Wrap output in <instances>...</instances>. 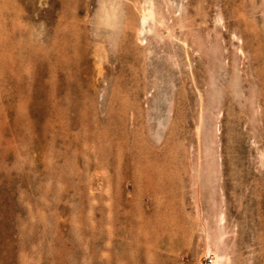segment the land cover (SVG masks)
Segmentation results:
<instances>
[{
    "label": "rangeland",
    "instance_id": "1",
    "mask_svg": "<svg viewBox=\"0 0 264 264\" xmlns=\"http://www.w3.org/2000/svg\"><path fill=\"white\" fill-rule=\"evenodd\" d=\"M3 62L0 264H264V0H0Z\"/></svg>",
    "mask_w": 264,
    "mask_h": 264
},
{
    "label": "bare ground",
    "instance_id": "2",
    "mask_svg": "<svg viewBox=\"0 0 264 264\" xmlns=\"http://www.w3.org/2000/svg\"><path fill=\"white\" fill-rule=\"evenodd\" d=\"M51 52H53V51H51ZM53 54H55V53H53ZM49 57H51V55L49 56ZM216 58V57H215ZM53 60H54V57H53ZM219 60V59H218ZM217 60V61H218ZM216 61V62H217ZM219 61H221V60H219ZM3 65H2V67H1V75H0V77L2 76V78H0V81H1V83H0V85L2 84V85H8L9 83L11 84V87L12 88H16V87H14L15 86V82H13L9 77H7L6 76V67H5V64H4V62L2 63ZM221 64V63H220ZM55 65V64H54ZM54 65H53V61L51 60L50 62H49V69H48V72H46V74L48 75V76H50V79H52L53 77H54ZM58 67V66H57ZM47 68V67H46ZM57 69V68H56ZM233 70V69H232ZM56 72V71H55ZM47 76V77H48ZM62 76V75H61ZM58 77H59V75H58ZM63 77V76H62ZM210 77H211V75H210ZM64 78V77H63ZM238 77L237 76H235V79H234V89H233V94H235V98L236 97H239V91H238V89H237V85H238V79H237ZM209 79H211V78H209ZM53 80V79H52ZM202 80V79H201ZM208 80V79H207ZM213 80H214V78H213ZM223 80H225V79H223ZM59 81H60V84H62L61 82L63 81L62 80V78L60 77L59 78ZM199 81V80H198ZM211 81V80H210ZM9 82V83H8ZM208 82V81H207ZM204 83V82H203ZM195 84V83H194ZM193 84V85H194ZM4 85V86H5ZM197 85V84H196ZM210 85V84H209ZM3 86V87H4ZM49 86L50 87H52L51 86V84H49ZM0 87H2V86H0ZM195 87V86H194ZM193 87V88H194ZM11 88V89H12ZM3 88H1V90H2ZM6 89L7 90H9L10 88H8L7 86H6ZM196 89V88H195ZM4 90V89H3ZM11 91V90H10ZM58 91V90H57ZM198 91H199V89H198ZM202 91V90H201ZM200 91V92H201ZM203 92H204V90H203ZM3 94L5 93L6 94V91H4V92H2ZM12 93V92H11ZM61 93H62V91H61ZM197 93V92H196ZM2 94V95H3ZM5 94H4V96H2V97H5ZM13 94H15L14 92H13ZM200 94V93H199ZM49 95V94H48ZM57 95V94H56ZM197 95V98H195L196 100H195V102H197V99L201 96H199L198 97V94H196ZM196 95H195V97H196ZM11 96H12V94H11ZM209 96V95H208ZM58 98V97H57ZM54 100V99H53ZM169 101V100H168ZM59 103H60V101H58ZM52 103V102H51ZM168 103V102H167ZM175 103V102H174ZM63 104V103H62ZM62 104H57L58 106L59 105H62ZM197 104V103H196ZM200 106H201V109H200V112H199V116H198V111H199V108L197 109L198 111L196 112V114H197V116L198 117H196V118H199V122H198V128L199 129H202L203 130V133H204V139L205 140H203V141H205L204 142V152H203V154L205 155V158L207 159V160H209V161H212L213 162V160L211 159L212 157H213V145H214V143H215V141H214V139H213V137H214V134H215V132H217L216 130V126H215V120H216V118H217V116H218V114L217 113H219L218 111H219V109H220V106H221V104H222V94H221V90H215L214 89V91H213V94L211 95V98H210V101H209V108H210V112H211V118H212V120L210 119V117H208L210 120H211V122H209L208 121V118H207V116H205V109H204V105H203V100L202 99H200ZM172 105V104H171ZM55 108V107H54ZM53 108V109H54ZM196 108H197V106H196ZM53 109H49L48 111H49V116L51 117L52 116V114H53ZM166 116V115H165ZM209 116V115H208ZM219 119H220V117H219ZM197 120V119H196ZM216 121H218V119L216 120ZM166 123H167V120H166V118L164 119V121H159V122H157V125H156V127H154V141H153V143H158L159 144V142L161 141V139H162V134H161V132H162V130L164 129V127H165V125H166ZM132 126H133V129H132V131L130 132V131H127L126 129H123V131L124 132H122V134H123V136L125 137V139L126 138H128V139H130V143H129V148L127 149V152H128V158H127V162H126V165L130 168L131 166H134V156H133V154L137 151L136 149H135V145L133 144L134 143V140H135V131H134V122L132 121ZM216 124H217V122H216ZM197 125V124H196ZM197 127V126H196ZM219 130V129H218ZM198 132H200L199 130H198ZM120 134H121V132H120ZM217 134V133H216ZM211 135L213 136V137H211ZM199 136V135H198ZM197 136V137H198ZM127 140V139H126ZM202 140V139H201ZM199 141V140H198ZM202 143V142H201ZM217 143H218V140H217ZM165 145H166V143H165ZM165 145H164V140L160 143V149H145V153H147V154H149V156L150 157H152V161L151 162H148L147 163V161L145 162V164L142 166V168H143V170H145V172H150L151 170L153 171V166H163V164H164V162H163V159L161 158L162 156H163V154L165 153V150H164V147H165ZM216 146V145H215ZM216 148V147H215ZM200 149V148H199ZM203 149V148H202ZM129 150V151H128ZM144 151V150H143ZM198 152V151H197ZM216 153V152H215ZM144 154V153H143ZM199 155V154H198ZM217 155V154H216ZM198 159H200L199 157H198ZM143 161V160H142ZM205 161V160H204ZM217 161V160H216ZM144 163V162H143ZM216 163V162H215ZM133 164V165H132ZM142 164V163H141ZM198 164V163H197ZM198 167H200V166H198ZM198 167H197V169H198ZM204 169V168H203ZM163 170V169H162ZM161 171V170H160ZM203 171V170H202ZM155 172V171H154ZM196 172V171H195ZM210 172V171H209ZM212 172H213V170H212ZM151 173V172H150ZM197 173V172H196ZM198 173H199V171H198ZM151 175V174H150ZM195 175H198V174H195ZM205 176V175H204ZM153 177V176H152ZM212 205H215V201H213V204ZM220 209V208H219ZM222 211V210H221ZM222 213V212H221ZM220 213V211H218V212H215L214 214H213V219H214V227H215V231H216V238H215V242L218 244V246L220 247V246H222L223 247V244H224V224H223V222H224V218H223V216H222V214ZM226 239V238H225ZM227 240V239H226ZM207 242V241H206ZM227 244V243H226ZM212 246V245H211ZM209 247V246H208ZM222 247H220V248H222ZM225 247H227V246H225ZM225 247H223V249H225ZM221 250V249H220ZM222 251V250H221ZM213 252L212 253V263L211 264H224L225 262H224V254H223V252ZM226 251V250H225Z\"/></svg>",
    "mask_w": 264,
    "mask_h": 264
},
{
    "label": "built area",
    "instance_id": "3",
    "mask_svg": "<svg viewBox=\"0 0 264 264\" xmlns=\"http://www.w3.org/2000/svg\"><path fill=\"white\" fill-rule=\"evenodd\" d=\"M212 263V257H206L204 259V264H211Z\"/></svg>",
    "mask_w": 264,
    "mask_h": 264
}]
</instances>
